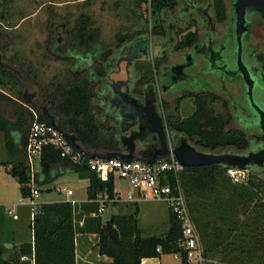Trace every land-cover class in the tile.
<instances>
[{
    "label": "trees",
    "instance_id": "1",
    "mask_svg": "<svg viewBox=\"0 0 264 264\" xmlns=\"http://www.w3.org/2000/svg\"><path fill=\"white\" fill-rule=\"evenodd\" d=\"M3 2L0 0V4ZM150 2L153 12L164 7L173 10L178 5L177 0ZM224 7L223 0H215L217 12H223ZM162 30L161 27L156 28L155 32ZM198 39V32L190 31L182 45H193ZM86 42L88 40L81 36L79 43ZM99 72L103 74V68ZM5 78L21 80L15 71L0 66V88L6 87ZM45 95V100H52L55 109L63 115L59 125L63 129L74 130L82 146L92 150L115 149L112 143L104 145L101 127L91 112L94 91L88 79L58 83ZM5 104L14 109V120L6 118ZM36 118L46 121L42 111L0 89V131L6 135L9 154V161H1L0 164L11 165L9 172L18 179L25 198L31 196L32 182L45 185L60 175L75 172L89 179L88 199L76 205L69 201L43 203L33 216L31 212L29 240L22 242L8 258L5 257V246L0 244V264H76V233L99 234L98 252L112 258L101 264H142L145 257L183 253L181 223L171 212L168 230L150 235H145L139 225V206L132 215L112 214L106 220L103 215H91L99 209V204L93 201L98 190L108 188L113 194V176L107 181L101 180L87 163L79 164L63 157L61 150L53 145L44 147L32 168L27 159V144L30 119ZM229 122L230 117L220 125L216 116L199 113L177 119L176 128L196 139L205 150L225 151L229 147L246 150L250 144L248 134L239 128L227 129ZM248 170L250 175L244 183L234 182L227 168L216 165L186 166L180 175L204 254L212 260L210 264H264V173ZM174 181L172 179V183ZM4 216L2 209L0 218L4 220ZM158 247L161 251L157 250ZM23 257L26 260H22Z\"/></svg>",
    "mask_w": 264,
    "mask_h": 264
},
{
    "label": "rangeland",
    "instance_id": "2",
    "mask_svg": "<svg viewBox=\"0 0 264 264\" xmlns=\"http://www.w3.org/2000/svg\"><path fill=\"white\" fill-rule=\"evenodd\" d=\"M200 1L205 3L209 0ZM210 2H215V0H210ZM223 3L224 11L217 12L216 10L218 39L231 25V0H223ZM178 9L177 5L173 10L164 7L160 11L153 12L150 0H4L0 4V43L4 44L3 58L11 66L18 68L22 79L20 76V81L5 78L7 85L0 89L12 98H20L24 103L23 94L28 88L32 93H38L36 102L42 103L45 101V94L55 89V85L65 84L72 80L73 76L69 70L71 62L63 60L47 50L51 19L58 23H67L68 30L63 32L64 40L70 35L69 40L73 38L74 43L78 44L81 36L86 39L93 38L97 34L101 42L109 47H114L119 40L130 37L134 29L139 26L152 39L165 37L167 26L163 24L161 13L168 11L177 14ZM178 25L180 30L175 33L176 42L173 50L164 52L162 58L150 64L138 65L144 71V82L147 79L157 78L162 66L177 62L181 59L183 52L192 48L196 42L193 45H182L188 32H198V41L201 40L205 32L201 20L196 15H187L186 20L178 22ZM160 27L163 29L162 32H155L156 28ZM250 41L254 46L264 48V20L260 16L254 18ZM238 83L230 86L236 93L241 91ZM160 94L164 102H168L167 112L172 114L174 120L202 113V115L216 116L220 125L230 117L227 129L239 128L232 115L230 99L221 91L209 92L189 89L182 93L166 95L160 91ZM53 110L56 109L53 108ZM3 111L7 119L14 120L16 118L15 111L10 104H5ZM32 122L33 120L30 119V124ZM100 132L104 145L115 144L117 138L115 131H106L101 128ZM229 149H234V147H229ZM219 151L223 150L219 149ZM5 159L9 161L6 135L0 131V160ZM245 175L247 181L250 170H246ZM89 183L88 178H82L77 173L71 172L60 175L48 183L54 191L50 195L45 192V185L36 183V188L40 190V196L45 192L42 200L74 198L82 202L88 199ZM4 184H7L6 188L9 192L8 196H4V199L9 203L8 206H14L17 209L13 202L18 203L21 199L19 182L8 176L5 169H0V195ZM116 187L122 190L123 199L126 200L129 189L128 182L117 177ZM68 189H72L74 195L69 196L66 193ZM136 206H139L137 218L145 235L164 233L168 230L170 211L167 204L160 200L149 199L141 203L120 202L110 205L104 213L103 219H108L112 214L132 215ZM163 258L164 264H181V260L175 258L171 253L165 254Z\"/></svg>",
    "mask_w": 264,
    "mask_h": 264
},
{
    "label": "flooded vegetation",
    "instance_id": "3",
    "mask_svg": "<svg viewBox=\"0 0 264 264\" xmlns=\"http://www.w3.org/2000/svg\"><path fill=\"white\" fill-rule=\"evenodd\" d=\"M177 1L179 6L177 14L168 11H163L161 13V18L164 21L163 24H166L167 26V34L165 37L152 39L144 33L143 28L139 26L134 29V32L130 37H125L123 40H119L114 47H109L101 42L97 34H95L93 38H86L88 40L86 43L75 44L73 38L69 40L70 35L64 40L63 32L68 30L67 23H58L51 19L47 50L51 54L57 55L63 60L71 62V67L69 69L73 76L71 81L81 78L90 81L91 88L94 91V96L91 99V112L94 115L97 124L106 131H115L117 134L115 144L113 145L115 149L113 151L127 153V149L124 147L120 137L122 135H130L132 131L138 128L137 117L139 113H142L145 101L144 90L150 83L155 85L158 93L159 111L163 118L170 148L175 144L172 139L173 134L183 133L176 128V120H174L172 114L167 112L166 106L168 102H164L160 91L164 95L170 93H182L189 89L209 92L221 91L230 99L232 115L236 123L239 125V129L244 130L248 134L250 143L251 141L259 142L261 136L258 135L255 130H247L244 125L236 119L232 109L234 100L238 99L243 94L240 77L228 80L212 73H206L207 62L200 56L194 59L192 66H187L184 69L177 68L179 65L191 61L190 54L203 44L204 39L208 34L209 24L215 30L214 42L216 46H225V44L229 42L232 33L231 25L221 34V38L218 39V19L215 2H210L209 0L202 3L200 0H189L186 4L181 0ZM187 15H196L201 20L203 30L205 31L201 40L197 41L190 50L183 52L180 60L173 64L162 66L157 78L147 79V81L144 82V71H142L138 65L150 64L153 61L162 58L164 52L173 50L176 42L175 33L180 30L178 22H184ZM256 16L260 15H255L253 21ZM252 26L248 34L249 47L253 48V53L257 50L264 52V48L256 47L250 41ZM3 47L4 44L0 43V51L3 50ZM159 47L161 49L157 54L156 49ZM257 56L258 55L255 54V57ZM141 57H144L145 59L139 60ZM252 57H254V54H249V58ZM125 58L133 60L131 67V72L133 73L131 76V95L138 99L137 103H127L122 96H120V99L114 100L116 95L112 89L113 82L110 80L109 76L112 72L118 70L120 60ZM258 58L261 57L258 56ZM100 68H103V74L99 72ZM234 83H238V86L241 89L240 92L236 93L231 89L230 86ZM36 94L37 98L38 93ZM38 105L40 107L46 106L52 113H54L58 123L60 119H62V113L57 109L53 110L55 107L52 100H45L42 103H38ZM37 109L42 111L40 108ZM69 131L70 133L75 134L74 130ZM187 139L192 144L200 147L196 139H192L189 136H187ZM144 147V144L138 140L136 141V151H140Z\"/></svg>",
    "mask_w": 264,
    "mask_h": 264
},
{
    "label": "water",
    "instance_id": "4",
    "mask_svg": "<svg viewBox=\"0 0 264 264\" xmlns=\"http://www.w3.org/2000/svg\"><path fill=\"white\" fill-rule=\"evenodd\" d=\"M181 1L187 4L189 0ZM255 15H260L264 19V0H231L232 33L229 42L225 46H216L214 42L215 30L209 24L208 34L203 44L190 54L191 61L177 67L184 69L187 66H192L194 59L200 56L207 62L206 73H212L228 80L241 78L243 94L233 102L234 115L247 130H255L261 136L259 142L251 141L250 146L244 151L235 149L205 150L192 144L185 134L178 133L173 134L172 139L175 144L170 148L163 118L159 111L158 93L153 83L145 87L142 113H139L137 117L138 128L130 135L120 137L127 153L90 150L83 147L75 134L59 125L54 113L46 106L38 105L36 93L30 92L26 88L23 100L30 107L42 109L45 120L59 129L73 147L91 158L118 157L126 161H142L153 164L168 158L173 153L178 161L188 167L216 165L223 166L228 170L252 169L264 173V52L257 50L253 53V48H250L248 43V34ZM160 49V47L156 49L157 54ZM249 54H254V57L249 58ZM255 54L261 58L255 57ZM3 57V53L0 51V66L12 69L22 79L18 68L11 66ZM144 59L141 57L139 60ZM132 61L129 58L121 59L118 70L109 76L116 95L114 100L120 99L122 96L127 103L138 102V99L131 95ZM137 140L145 145L140 151H136Z\"/></svg>",
    "mask_w": 264,
    "mask_h": 264
},
{
    "label": "built area",
    "instance_id": "5",
    "mask_svg": "<svg viewBox=\"0 0 264 264\" xmlns=\"http://www.w3.org/2000/svg\"><path fill=\"white\" fill-rule=\"evenodd\" d=\"M49 145L60 149L63 157H67L75 163H87L90 169L96 172L103 181H107L113 176V194L109 192L108 188L98 190L93 201L99 204V209L93 212L92 216L104 215L110 205H116L120 202H139L149 199L163 201L167 204L169 211L181 223L183 253H173L175 258L180 259L183 264L212 263V260L204 254L199 231L190 213L180 181V175L186 166L178 161L173 153L168 158L153 164L142 161H126L118 157L109 159L91 158L73 147L55 126L47 121L41 122L36 118L31 123L27 144V156L32 168L34 163L41 157L44 147ZM228 171L234 182H246V170L229 169ZM117 177L126 180L129 184L126 200L123 199L122 190L116 187ZM172 179L175 180L174 183H172ZM66 193L72 196L74 191L68 189ZM39 197L40 190L32 187L31 196L21 199L22 204L27 201L32 207V216L39 209L37 208ZM68 201L73 205L78 203L76 199ZM7 213L14 219L19 218L13 208H9ZM157 250L161 251V247H158Z\"/></svg>",
    "mask_w": 264,
    "mask_h": 264
},
{
    "label": "crops",
    "instance_id": "6",
    "mask_svg": "<svg viewBox=\"0 0 264 264\" xmlns=\"http://www.w3.org/2000/svg\"><path fill=\"white\" fill-rule=\"evenodd\" d=\"M1 161H7V159L0 160V162ZM10 168L11 165L0 164L1 170L5 169L7 171L8 176L17 179L16 177L12 176V174H10L9 172ZM6 185L7 184H4V186H2L1 195H0V210L3 209L5 214L4 220L0 218V243L5 246L6 248L5 257L8 258L22 242L30 239L31 233H30L29 223L32 217L31 216L32 207L28 204L27 201H25L24 204L21 203V199L23 198L22 193H21L20 201L18 203L13 202L14 205L17 206V209L14 206H8L9 203L4 199V196H8L9 194ZM20 186L21 185L19 183V189ZM32 187H36L35 182H32ZM45 192L48 195L54 192L48 183L45 184ZM44 193H42L41 196L39 197L40 200H38V203L40 205L37 208H39L43 203L68 201L70 199H74V198H66V199L48 198L46 200H42V196L44 195ZM142 201H146V200H141L139 202L141 203ZM78 203L81 202L78 201ZM9 208H13L15 210V212L19 215L18 219H14L11 215L7 213V210ZM99 240H100V236L97 233H76L75 235L76 264H101L102 261L109 262L112 260V258H110L109 256L101 255L98 252L97 244ZM164 255L165 254H162L159 257H145L142 259V264H164V258H163ZM22 260H26V257H23ZM181 264H183L182 261Z\"/></svg>",
    "mask_w": 264,
    "mask_h": 264
}]
</instances>
